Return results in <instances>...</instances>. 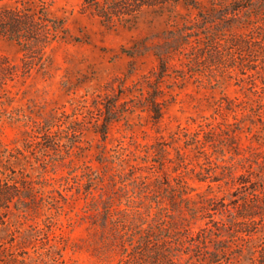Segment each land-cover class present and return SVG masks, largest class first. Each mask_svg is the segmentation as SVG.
Listing matches in <instances>:
<instances>
[{
    "label": "rangeland",
    "instance_id": "1",
    "mask_svg": "<svg viewBox=\"0 0 264 264\" xmlns=\"http://www.w3.org/2000/svg\"><path fill=\"white\" fill-rule=\"evenodd\" d=\"M26 1L61 19L64 32L46 46L40 63L8 83L0 107L6 147L0 170L38 191L31 214L13 202L2 210L0 264H117V255L96 254L103 233L93 223L101 218L98 210L106 200L113 207L130 198L146 205L149 189V196L172 204L170 187L178 183L188 197L184 223L195 230H216L215 220L225 224L230 247L219 264H258L264 216L253 231L237 233L228 212H214L209 202L221 206L254 188L264 191V47L243 57L237 48L216 53L231 63L217 69L188 63L186 48L161 78L162 112L155 118L145 99L159 63L153 49L165 30L193 17L194 8L144 6L132 19L105 24L86 0ZM136 41L151 49L123 51ZM0 56L20 66L23 51L0 38ZM109 95L125 102V110L103 129ZM45 121L52 123L48 134Z\"/></svg>",
    "mask_w": 264,
    "mask_h": 264
},
{
    "label": "trees",
    "instance_id": "2",
    "mask_svg": "<svg viewBox=\"0 0 264 264\" xmlns=\"http://www.w3.org/2000/svg\"><path fill=\"white\" fill-rule=\"evenodd\" d=\"M86 1L92 5L105 24L115 20L132 19L144 6H166L180 2L195 9L193 17L165 30L164 41L156 44L153 49L159 63L158 69L153 71L155 81H152V90H148L145 99L150 102V109L155 118H159L162 112V101L158 100L163 91L161 78L169 64L186 48H189L186 56L188 63L208 62L210 68L216 66L217 69L228 67L231 63L222 55L217 57L216 53L223 54L229 49L237 48L239 57H243L252 47H264V0ZM234 24L242 28L250 25L251 29L248 32H237L231 30ZM60 32H64L63 21L52 17L45 6L26 0H0V38L14 40L23 51L20 66L5 56H0V107L4 103L3 97L8 83L16 76L28 73L40 63L46 46ZM148 47L136 41L130 47L123 48V51L134 55L151 49ZM150 79L145 85H150ZM145 85L137 88L141 94ZM118 99L119 97L109 95L104 102L103 129L107 122L117 118L125 110L126 103H119ZM51 126L52 123L48 121L41 125L45 134H48ZM5 151L6 147L3 148L0 143V155ZM25 183L26 181L17 180L0 170V224L6 221L2 210L8 209L12 202L16 208L27 214L38 208V191L34 185L25 186ZM176 187H170L173 191V202L169 205L149 196L151 190L148 187L149 190L142 196V202L147 201L146 205L137 204L135 198H130L126 206L113 207V204L106 200L103 209L98 210L100 220L93 221L99 224L103 232L96 254L102 258L117 255V264H219L221 255L230 247L225 244L227 236L221 230L225 224L221 223L220 219L214 221L216 230L206 227L195 230L192 225L184 223L185 217L182 215L184 210H188V197L182 185L179 186L178 183ZM260 193L254 188L251 196L246 194L231 200L230 203L223 200L221 206L210 202L209 205L214 212L221 215L228 212L235 232L249 233L264 216V191ZM155 206L159 209L154 212ZM95 209H99V206ZM258 264H264V242Z\"/></svg>",
    "mask_w": 264,
    "mask_h": 264
}]
</instances>
